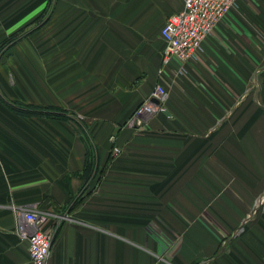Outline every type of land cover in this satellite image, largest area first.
Here are the masks:
<instances>
[{
	"label": "crops",
	"instance_id": "crops-1",
	"mask_svg": "<svg viewBox=\"0 0 264 264\" xmlns=\"http://www.w3.org/2000/svg\"><path fill=\"white\" fill-rule=\"evenodd\" d=\"M182 8L0 0V45L24 34L0 57V264H31L24 209L54 228L46 264H264V0H236L186 72L171 60L159 78L160 30ZM160 82L168 117L122 128ZM10 102L79 118L95 178L73 124Z\"/></svg>",
	"mask_w": 264,
	"mask_h": 264
},
{
	"label": "built area",
	"instance_id": "built-area-1",
	"mask_svg": "<svg viewBox=\"0 0 264 264\" xmlns=\"http://www.w3.org/2000/svg\"><path fill=\"white\" fill-rule=\"evenodd\" d=\"M236 0H183V8L167 18L160 30L164 42L162 52V67L158 72L162 78L164 67L176 60L182 65L176 74L186 72L185 65L197 59L203 50V44L212 34L217 23L233 8ZM168 92L162 82L157 83L149 96L132 112L121 125L122 128L134 131L144 130L147 121L156 114L168 117L166 103ZM155 100L156 103H153ZM114 136L109 141L113 143ZM120 154L118 147L113 146L111 156ZM15 232L28 244V254L31 264H46L53 242L54 228L45 230L48 215L34 210L15 211Z\"/></svg>",
	"mask_w": 264,
	"mask_h": 264
},
{
	"label": "trees",
	"instance_id": "trees-1",
	"mask_svg": "<svg viewBox=\"0 0 264 264\" xmlns=\"http://www.w3.org/2000/svg\"><path fill=\"white\" fill-rule=\"evenodd\" d=\"M40 22L37 20V23ZM23 32L17 33L2 42L0 45V57L8 50L12 45L17 43L21 38H23ZM1 96V94H0ZM1 99H3L1 97ZM7 107L14 112L15 114L22 116V117H49V118H58L62 120H66L73 124L79 131L81 135V139L86 147V161L83 169V179L84 182L91 178H95L97 173V156L96 152L93 147V143L91 138L88 134V131L85 129L84 126H81L79 123L72 120L66 111L60 108H40L31 105H23L17 102H10L7 104ZM96 158V159H95Z\"/></svg>",
	"mask_w": 264,
	"mask_h": 264
},
{
	"label": "rangeland",
	"instance_id": "rangeland-1",
	"mask_svg": "<svg viewBox=\"0 0 264 264\" xmlns=\"http://www.w3.org/2000/svg\"><path fill=\"white\" fill-rule=\"evenodd\" d=\"M54 1V0H53ZM53 2H51L50 3V1H49V4H48V6H47V9H49V11L51 10V8H52V4ZM50 4H51V7H50ZM49 13V12H48ZM47 14V13H46ZM46 14H45V16H46ZM44 16V17H45ZM43 19V18H42ZM38 23H40V22H38ZM37 23V24H38ZM261 35H264V34H261ZM258 39V45L261 47L262 46V49H264V36H261V37H259V38H257ZM164 46H165V44H164ZM162 58V57H161ZM72 120H74L75 122H78V121H81L79 118H77V117H70ZM80 125H82V123H80ZM86 129V128H85ZM87 130V129H86Z\"/></svg>",
	"mask_w": 264,
	"mask_h": 264
},
{
	"label": "water",
	"instance_id": "water-1",
	"mask_svg": "<svg viewBox=\"0 0 264 264\" xmlns=\"http://www.w3.org/2000/svg\"><path fill=\"white\" fill-rule=\"evenodd\" d=\"M152 102H153V103H156V101H155V100H152Z\"/></svg>",
	"mask_w": 264,
	"mask_h": 264
}]
</instances>
